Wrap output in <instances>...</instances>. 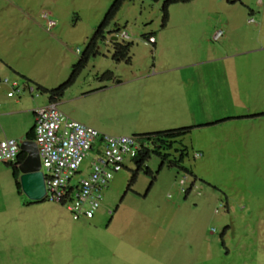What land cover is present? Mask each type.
<instances>
[{
  "label": "rangeland",
  "instance_id": "374dc122",
  "mask_svg": "<svg viewBox=\"0 0 264 264\" xmlns=\"http://www.w3.org/2000/svg\"><path fill=\"white\" fill-rule=\"evenodd\" d=\"M112 1L0 0V78L33 87L12 97L1 87L6 138L19 140L27 113L18 108L47 96L36 85L67 78ZM163 1L123 0L64 94L91 116L69 118L109 135L188 126L166 154L181 150L188 171L167 160L158 169L150 154L141 167L151 174L139 169L125 189L135 168L126 160L93 217L72 219L64 205L30 201L0 162V264H264V0L169 3L162 26ZM215 29L223 36L212 41ZM116 31L131 42L128 63L111 58Z\"/></svg>",
  "mask_w": 264,
  "mask_h": 264
},
{
  "label": "built area",
  "instance_id": "2783aa9c",
  "mask_svg": "<svg viewBox=\"0 0 264 264\" xmlns=\"http://www.w3.org/2000/svg\"><path fill=\"white\" fill-rule=\"evenodd\" d=\"M45 17V14H42ZM248 21H252L249 18ZM54 24L46 19L47 27ZM124 38L125 33L118 34ZM221 29H215L210 39L218 40ZM154 41L152 36L147 43ZM7 85V96L20 91L15 81L0 79V88ZM31 90V87H28ZM37 150L39 170L43 176V199L64 205L72 219L92 218L98 208L102 189L106 187L113 172L124 166L136 154L147 147L145 140L133 135H109L75 121L61 113L54 103L33 109V139ZM21 140H0V162H14L20 152ZM93 151L89 169L81 178H76L79 165L87 153ZM199 155V154H196ZM180 191H184V177L178 180ZM107 214L111 210L107 209Z\"/></svg>",
  "mask_w": 264,
  "mask_h": 264
},
{
  "label": "trees",
  "instance_id": "16d2710c",
  "mask_svg": "<svg viewBox=\"0 0 264 264\" xmlns=\"http://www.w3.org/2000/svg\"><path fill=\"white\" fill-rule=\"evenodd\" d=\"M123 0H113L105 13L103 14L102 19L100 22L97 24L96 28L92 32V34L88 37L87 42L83 48V50L80 52L79 57L77 58L76 62H74L71 65L70 72L67 76V78L61 82L59 85L53 88H44L40 85H36L37 89L41 93H45L47 95V98L49 101H54L58 99L63 91L66 89L67 86H69L73 81L75 76L81 71V69L85 66L88 58L90 55L95 54V44L97 39L102 37V30L104 27L107 26L109 21L113 18L114 13L120 6L121 2ZM185 2L189 0H164L162 5H161V25L163 26L166 22L167 19V12H166V7L169 3L173 2ZM116 29V27L114 28ZM110 42L113 46V52L111 54V58L115 61H120L123 60L124 62L128 63L130 58L128 56V50L131 45V42H118L115 40L110 39ZM106 74H111L108 70L104 71ZM23 76L25 79L29 80L26 78L24 75L20 74ZM119 81L117 80V83ZM188 127V126H187ZM187 127H177V128H168L164 130H158V131H153V132H136L133 133L132 135L138 137L140 140H145L147 143V147H144L141 149L135 157L131 159V161L134 163L135 168L130 170V175L126 183V188H129V186L134 182V178L136 176V173L139 169H142V171L146 174H151L150 170L146 166H142V163L147 159V157L152 154L160 158V162L158 164V169L163 163L164 160H167V164L171 166H175L178 169H183L185 171H188L184 166L180 164V160L182 158L183 152H181L178 155L177 158L174 159H167L166 154L167 150L172 148L173 142H175L176 138L179 137L180 135L184 134L187 131ZM24 139L26 140H31L33 139V127L29 128L25 134H24ZM24 154L22 152H19L17 155V158L14 162H4L8 164L11 168V174L14 180V185L16 189L19 191V184L17 180V167L16 165L22 160ZM189 173H191L189 171ZM153 180V175L151 176L150 181L148 182V187L151 184ZM147 187V188H148ZM189 187L185 189L183 192L184 194L187 193Z\"/></svg>",
  "mask_w": 264,
  "mask_h": 264
},
{
  "label": "water",
  "instance_id": "95a60500",
  "mask_svg": "<svg viewBox=\"0 0 264 264\" xmlns=\"http://www.w3.org/2000/svg\"><path fill=\"white\" fill-rule=\"evenodd\" d=\"M19 148L24 153L17 165L19 189L30 201H40L43 199L44 186L36 146L32 140L23 139Z\"/></svg>",
  "mask_w": 264,
  "mask_h": 264
},
{
  "label": "crops",
  "instance_id": "0c3cea01",
  "mask_svg": "<svg viewBox=\"0 0 264 264\" xmlns=\"http://www.w3.org/2000/svg\"><path fill=\"white\" fill-rule=\"evenodd\" d=\"M68 88V87H66ZM102 90V88H94V89H87V90H84L82 91L79 96H85V95H88V94H91V95H94L95 92H99V90ZM65 91V90H64ZM64 91L62 93V95L54 100L53 102L55 103V106L57 107V104H60L61 108H57L61 113H63L65 116L69 117L70 115H72L74 112H78V107H76L73 103H72V99L73 97L70 96H66V94H64ZM48 98L47 96L44 98V99H38V101H34V102H31V103H28V105H26V107H23L22 109L18 108V111H25V113H27L25 119H24V122L20 124V127H19V131L17 133H15V135H17V137H19V140L23 139L24 138V134L25 132L32 127V124H33V109L38 107V106H41V105H44L48 102ZM14 105H18V101L15 100L14 101ZM20 105V103H19ZM63 106H66L65 108H63ZM82 109V110H81ZM80 112H78V114H80L78 116L79 119H83L85 122H87L88 120L90 121L91 120V116L88 114V109L85 110L83 108H81ZM8 112V111H7ZM5 112V113H7ZM9 113V112H8ZM4 114V111L0 110V117L1 115ZM3 117V116H2ZM3 120V119H2ZM77 121V120H75ZM82 124H85L83 123V121H78ZM4 123V122H3ZM86 125V124H85ZM87 126H90V125H87ZM92 127V126H90ZM93 128V127H92ZM6 126L2 124V122L0 123V140L3 139V138H6ZM10 135V134H9Z\"/></svg>",
  "mask_w": 264,
  "mask_h": 264
},
{
  "label": "clouds",
  "instance_id": "9594fccd",
  "mask_svg": "<svg viewBox=\"0 0 264 264\" xmlns=\"http://www.w3.org/2000/svg\"><path fill=\"white\" fill-rule=\"evenodd\" d=\"M42 17H43V16H42ZM43 18H44V20H45V27H46L47 30H49L52 26H54L55 23H54L51 27L48 28L47 25H46V19H48V18L46 17V15H45V17H43ZM247 21H248V19H247ZM119 33H121V32H118V31L114 32V33H113V36H111L110 39L115 40V41L117 40V38L126 39V34H125V37L122 38V37H119V36H118ZM148 36H151V35H148ZM148 36L145 37V41H144V42H145L146 44H151V45L154 44V43H155V40H154L152 43H147V42H146V38H147ZM222 36H223V31H222ZM222 36H221V37H222ZM152 37H153V36H152ZM221 37H220V38H221ZM220 38H219V39H220ZM153 39H154V38H153ZM219 39H218V40H219ZM216 41H217V40H216ZM76 51L78 52V50H76ZM0 79H1V78H0ZM2 79H3V78H2ZM6 79H7V78H6ZM7 80H8V79H7ZM8 81H9V80H8ZM12 81H15V80H12ZM15 82H16V81H15ZM16 83H17V82H16ZM17 84H18V83H17ZM2 86H4V85H2ZM2 86H1V87H2ZM6 86H7V85H6ZM18 86H19V85H18ZM19 87H20V91H19V92H21V90H23L25 87H26L27 90H28V87H31V86H29L28 84H25L24 86H19ZM0 89H1V88H0ZM7 91H8V90H6V92H7ZM32 91H33V87H31V90H30V91L28 90V92H30V94H31ZM6 92H5V94H6ZM19 92H18V93H19ZM15 94H17V93H15ZM13 95H14V94H13ZM13 95H12V96H13ZM6 96H7V95H6ZM12 96H7V97H12ZM49 102L54 103L53 101H48L47 103H49ZM47 103H46V104H47ZM54 104H55V103H54ZM44 105H45V104H44ZM41 106H42V105H41ZM32 127H33V124H32ZM133 136H134V135H133ZM23 139H24V138H23ZM23 139H21V141H22ZM20 152H21V151H20ZM22 153H23V152H22ZM23 154H24V153H23ZM129 161H131V159H130ZM20 162H21V161H20ZM20 162H19V163H20ZM19 163H18V164H19ZM18 164H17V165H18ZM17 165H16V167H17ZM18 174H19V173H18ZM17 179H18V177H17ZM185 189H186V188H185ZM185 189H184V191H185ZM184 191H183V192H184Z\"/></svg>",
  "mask_w": 264,
  "mask_h": 264
}]
</instances>
